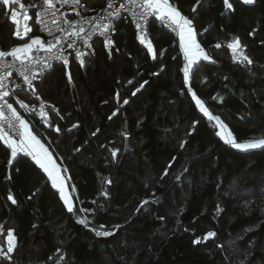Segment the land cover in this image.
<instances>
[{"label": "trees", "instance_id": "1", "mask_svg": "<svg viewBox=\"0 0 264 264\" xmlns=\"http://www.w3.org/2000/svg\"><path fill=\"white\" fill-rule=\"evenodd\" d=\"M169 2L210 57L187 82L177 38L151 20L150 52L122 20L111 53L96 45L84 66L73 60L36 83L60 116L34 132L68 179L74 209L31 157L9 164L0 142V242L9 230L17 241L0 264H264V148L224 143L195 102L238 142L264 139V0H230L232 9L224 0ZM7 17L0 8L4 51L25 43Z\"/></svg>", "mask_w": 264, "mask_h": 264}, {"label": "snow or ice", "instance_id": "2", "mask_svg": "<svg viewBox=\"0 0 264 264\" xmlns=\"http://www.w3.org/2000/svg\"><path fill=\"white\" fill-rule=\"evenodd\" d=\"M244 4H252L254 0H241ZM61 6L68 5L75 11L76 8L81 7V0H39L38 3H30L27 6L22 0H0V8L6 10V15L11 18V22L16 25V29L13 35L21 40H25L20 46L12 47L9 51L0 50V142L3 143L10 150L9 164L18 157V154L23 153L32 158L35 164L39 166L48 176L52 182V187L57 188L67 204V210L73 212V206L68 202L67 197L64 196L65 188L63 181L61 180V169L53 159L52 153L45 147L41 140L37 138V135L33 134L28 123L21 117L17 108L14 107V103L18 104L20 108L28 109L29 105L25 104L23 100L14 99L21 96L26 91H30L33 95L39 99L36 95V85L34 81L47 69L53 67L52 61H60L65 65L69 63V60L64 56V51L72 49L75 51L76 59L84 66V59L87 53H83L77 49L76 42L80 41L85 47H91L89 40L92 35L100 30L99 34L104 35L110 32L109 23H96V16L82 15L77 11L76 15L81 17L83 23L74 21L71 19H65L63 16L57 17L56 13L58 9L56 4ZM226 9H232L233 5L230 0H224ZM91 0H89V7H91ZM17 8L19 10H17ZM35 9V23L41 25L40 31L46 32L52 39L47 42L42 41L40 37H30L28 34L32 32V27L27 23L32 19L30 11ZM107 9H112L111 12H107ZM139 9V11H136ZM107 12L104 17L105 20H109L111 23L113 20L119 19L122 12H130L134 17V22L137 29L143 30L145 24H150L153 21H149V17H154L161 22V26H167L172 31L176 32L179 36L180 46L183 50L184 59L186 61L183 68V74L185 81H188L190 73L198 71V65L201 60H209L210 57L201 48L200 44L196 40V33L192 26V20L183 16L181 12L175 7L169 0H121L117 5L113 0H107V7L103 10ZM86 13L87 9H83ZM46 17H50L47 19ZM21 20H23V28H21ZM91 24L93 27L91 30L87 29L84 25ZM27 37V39H25ZM140 42L144 43V36L141 35ZM112 41H107L110 45ZM220 47L219 44L216 45ZM233 53H237V49L240 48L239 40L230 44ZM148 49L151 52V43L148 44ZM43 51L47 53L45 59L41 60L39 53ZM243 55V53H239ZM11 57L9 61L8 58ZM155 58V56L153 57ZM244 60H247L251 64V60L247 56H243ZM35 64H40L42 67L37 70ZM194 66H197L194 69ZM18 74L22 78V84H15L13 88L8 87V78L13 74ZM69 79L71 77L69 76ZM131 83V81L129 82ZM147 83V82H145ZM143 87V85H141ZM137 92L140 89L136 90ZM135 95V92L133 93ZM125 104L127 100L123 101ZM222 102V101H221ZM197 104L200 105L201 111L208 117L210 121L215 120L216 126L219 128L217 135L224 141V143L231 145L238 150H252L258 148H264V139H260L254 142L241 143L237 141L231 131L227 129V126L220 120L219 117L212 116L208 109L205 108L200 100H197ZM43 107V106H41ZM115 115V113H113ZM74 127H76L74 125ZM60 131L59 128L56 129ZM79 151V149H77ZM115 155V153H113ZM66 171V170H64ZM164 175H167L165 170ZM31 198V197H30ZM8 199L12 204H16L17 201L9 195ZM146 203V201H145ZM78 223H84L83 220H79ZM35 227V225H34ZM98 237H108L114 235L113 231H96ZM214 236V233H208L204 237L205 240ZM198 239L194 243H200ZM17 247V241L14 236L13 230L7 232V247L6 250L0 247V258L5 260H12L10 254L14 253ZM57 259H60L57 257Z\"/></svg>", "mask_w": 264, "mask_h": 264}, {"label": "built area", "instance_id": "3", "mask_svg": "<svg viewBox=\"0 0 264 264\" xmlns=\"http://www.w3.org/2000/svg\"><path fill=\"white\" fill-rule=\"evenodd\" d=\"M99 2L100 5L99 7H94L91 6L89 7V0H81V7L76 8V10L74 11L73 8L71 6L68 5H64L61 6L59 3L56 4V8L58 9L56 15L57 17H61L63 16L65 19H71L74 21H79L80 23H83V21L81 20L80 16L76 15V12L79 11L82 13V15H87V16H96L97 17V21L96 23H100L101 21H103L104 23H109L110 28L112 29L110 32L105 33L104 35H100L99 32L100 30H97L96 33H94L92 35L91 40H89V44L91 45V47H85L80 41L76 42V46L77 49L83 53H87V55L90 54H95L96 51V45H99L98 43H100V46L102 47V49H104V51H106L107 53H111L113 48H114V35H115V29H116V24L122 20L127 21L130 23L135 36L140 40V36L143 35L144 36V43L147 41V32H148V24H145L143 27V30L137 29L135 22H134V17L132 15V13L130 12H122L121 13V17L119 19L113 20L111 23L109 22V20H105L104 17L107 15V12H111L112 9H107L106 11H103L106 7H107V0H91V2ZM22 2L27 6L30 3H25L24 0H22ZM39 2V0H38ZM37 2V3H38ZM114 3H116L117 5L121 2V0H113ZM125 2H127V0H125ZM87 9V12L84 13L83 9ZM17 10H19L17 8ZM136 11H139V9H137ZM35 17V16H34ZM47 19H50V17H46ZM36 20V17H35ZM151 20H155L159 25H161V22L156 20V18L154 17H149V21ZM13 24V23H12ZM23 20H21V28H23ZM14 25V24H13ZM38 27V31L40 34V37L42 38V40L44 42H47V40L52 39V37H49L47 35L46 32H41L40 28L41 25L36 24ZM87 29L91 30V28L93 27V25L91 24H85L84 25ZM163 28L169 32L173 37L175 38H179L178 34L174 31H172L171 28H168L166 25L163 26ZM16 29V25H14V31ZM112 41V43L110 45L107 44V41ZM64 56H66L69 60V63L67 65H65L63 62L60 61H52V65L53 67H51L50 69L45 70L35 81L34 84L36 85L37 82L40 81V79L45 76L48 75L50 73H52L55 69L62 67V68H68L70 66V64L72 63L73 60H77L76 59V54L75 51L72 49H67L66 51H64ZM47 56V53L41 51L39 53V57L41 60L45 59ZM8 60H11V57L8 58ZM36 69L39 70L42 65L40 64H35V62H33ZM22 78H20L18 76V74H13L12 76H10L8 78V87L9 88H13L15 84H22ZM24 94H26V96L30 99L29 102H24L25 104H28L29 107L28 109H23L20 108L19 109L25 113L28 116H36L38 119V124L42 125L44 124V119L41 116L43 113H46L48 110H50L55 116L59 117L60 114L57 110L56 107L54 106H49L45 101H43L40 97L39 99L36 98L35 95H33L30 91H26ZM37 95V93H36ZM14 99H19V97H15ZM18 105V104H17ZM14 106V105H13ZM19 106V105H18ZM43 106V107H41ZM208 126L211 129H215V126L212 124V122L208 121ZM7 239V235L4 237V242L2 245H0V247H4V244L6 242ZM6 250V248H4ZM13 254V253H12ZM12 254H10L12 256Z\"/></svg>", "mask_w": 264, "mask_h": 264}, {"label": "crops", "instance_id": "4", "mask_svg": "<svg viewBox=\"0 0 264 264\" xmlns=\"http://www.w3.org/2000/svg\"><path fill=\"white\" fill-rule=\"evenodd\" d=\"M25 1V3L27 4V3H29V2H27L26 0H24ZM32 3V2H31ZM34 13H35V9H34ZM30 15H34V14H32V12L30 11V13H29ZM35 16V15H34ZM8 18V20H9V22L10 23H12L11 22V18L10 17H7ZM35 21V20H34ZM30 22H31V20H29L27 23L32 27V32H33V25H31L30 24ZM34 24H35V26H37L36 25V23L34 22ZM37 28V27H36ZM32 32H30L29 34H28V36H30V37H40V34H39V31H38V28H37V32H36V34L34 35V36H32ZM35 32V31H34ZM14 33V32H13ZM15 37V36H14ZM16 38V37H15ZM41 38V37H40ZM25 39H27V37L25 38ZM42 39V38H41ZM178 40H179V38H178ZM43 41V40H42ZM146 44V46L148 47V44H149V40H148V37H147V41L144 43V45ZM179 45H180V40H179ZM180 48H181V46H180ZM181 50H182V48H181ZM182 56H183V58H184V55H183V50H182ZM202 61V60H201ZM185 63H186V61H185V59H184V63H183V68H184V66H185ZM182 71H183V69H182ZM19 99L20 100H23L24 102H29L30 101V99L26 96V94H21V96H19ZM14 107H16L17 108V111L20 113V115H21V117L28 123V125H29V127H30V129L33 131V134H35V130H34V128L36 127V125H38V119H37V117L36 116H28V115H26L25 113H23L20 109H19V106L17 105V104H15L14 103ZM53 113L50 111V110H48L46 113H43L41 116L43 117V119H44V124H42L43 126H49V121H50V116L52 115ZM33 117H35V118H33ZM36 135V134H35ZM38 138V137H37ZM39 139V138H38Z\"/></svg>", "mask_w": 264, "mask_h": 264}, {"label": "rangeland", "instance_id": "5", "mask_svg": "<svg viewBox=\"0 0 264 264\" xmlns=\"http://www.w3.org/2000/svg\"><path fill=\"white\" fill-rule=\"evenodd\" d=\"M29 3H31V2H29ZM32 18H33V16H32ZM32 23V19H31V22H30V24ZM32 25V24H31ZM99 45H100V43H98ZM146 45V44H145ZM196 102V105H197V107H198V110L202 113V114H204L202 111H201V108H200V105H198L197 104V100L195 101ZM203 105V104H202ZM204 106V105H203ZM205 107V106H204ZM205 115V114H204ZM206 116V115H205ZM207 117V116H206ZM208 118V117H207ZM210 122H212V124L216 127V129H217V132L219 131V128L216 126V123H215V120H212V121H210ZM218 136V135H217ZM219 138H220V136H218ZM221 139V138H220ZM222 140V139H221ZM223 141V140H222ZM254 141H257V140H252V141H247V142H254ZM224 142V141H223ZM243 143H246V142H243ZM242 151H246V150H242ZM61 180L63 181V184H64V188H65V192H64V196L65 197H67V199H68V202L69 203H71L72 204V206H73V209H74V204H73V191H72V189H71V187H70V185H69V183H68V179L64 176V174L62 173V171H61ZM51 181V180H50ZM52 183V182H51ZM56 190H58L57 188H55ZM58 192H59V190H58ZM59 194H60V192H59ZM60 196H61V194H60ZM61 199L63 200V202H64V204L66 205V207H67V204L65 203V201H64V199L61 197ZM90 213V212H89ZM83 221H84V223H86L85 222V220L83 219ZM4 239V238H3ZM3 242H4V240H3ZM3 243L2 242H0V245H2ZM7 247V239H6V242H5V244H4V247L3 248H6Z\"/></svg>", "mask_w": 264, "mask_h": 264}, {"label": "water", "instance_id": "6", "mask_svg": "<svg viewBox=\"0 0 264 264\" xmlns=\"http://www.w3.org/2000/svg\"><path fill=\"white\" fill-rule=\"evenodd\" d=\"M7 19V18H6ZM128 150V146L126 145V149H125V152Z\"/></svg>", "mask_w": 264, "mask_h": 264}]
</instances>
